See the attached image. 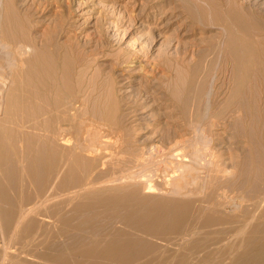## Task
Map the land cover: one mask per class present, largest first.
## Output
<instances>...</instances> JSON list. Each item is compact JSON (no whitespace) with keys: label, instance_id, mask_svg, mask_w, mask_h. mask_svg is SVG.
I'll return each instance as SVG.
<instances>
[{"label":"rangeland","instance_id":"rangeland-1","mask_svg":"<svg viewBox=\"0 0 264 264\" xmlns=\"http://www.w3.org/2000/svg\"><path fill=\"white\" fill-rule=\"evenodd\" d=\"M238 1L243 6H239ZM80 123L81 126H84L83 128H81ZM85 124L90 127L97 125L99 132L104 135L103 141L109 138L108 144H103L106 147L100 148L99 152L105 157L104 159L99 160L93 156H88L87 152L75 150L78 141L76 139H80L81 135L83 137L79 140L80 142L81 140H89V135L86 134L88 127ZM0 127V139H2L0 140V165L2 166V168L0 166V177L2 178H0V190H2L0 202L3 204L7 202L5 206L8 204L6 206V210L9 212H7L8 216L11 214L8 218L4 212V205L0 203L2 205L0 214L3 209V213H5L4 217L2 215L4 221L0 216L2 219L0 222V241L5 240L4 243L0 242V252L5 253V246L7 242L9 244L7 245L9 247L5 253L6 256L0 253V264H9V262L14 264L15 256L19 255L20 250L24 252L22 254L23 259L27 255V258H33L32 253L42 256L47 241L51 239L64 241L65 239L60 230L68 227L59 223L56 219L59 212L51 211V205L47 204L45 196L46 186L48 188L49 185L45 183L48 181L47 168L38 163V171L42 175H36L32 165L30 166L32 155L43 153L54 144L58 149L60 164L67 160V157L69 165L73 162L76 163L75 159L79 155L82 156L80 164L77 163L74 166L78 172L74 170L65 177L67 186L64 194H67L64 198L66 197L68 204L66 203L62 214H66V217L73 216L74 222H78L77 220L87 222H84L85 231L83 229V232L77 230L78 233L82 232L84 238H89L91 232V235H95L93 237L95 239L98 230H100L98 235L101 236L97 235V238H102L103 234V238L104 236L107 237L105 233L112 236L120 230L127 231L128 234L132 233L142 240L146 238L155 244V250L159 247L163 249L157 250L161 254L153 250L145 255V257L149 256L146 259L151 257L150 260L154 261V264H180L181 262H178L180 256L186 255L189 249H192L188 248L191 246L195 249L191 250L192 252L189 251V256H182L184 260L181 257V264L186 262L190 264L193 261L189 259L190 257L195 261L192 264H202V262L214 264L220 258L222 259L216 264H221V261L222 264H235L237 261V264H259L261 262L262 259L254 261L255 258L252 256L250 259L251 256L248 255L264 247L262 246V244L264 245V215H261L264 214V200H262L264 199V0H0ZM75 128L79 130L77 133ZM110 128H113L114 131ZM115 128L119 132L115 131ZM81 129L83 133H81ZM60 130L64 131L60 132ZM68 130L74 131V133H69V135ZM111 130L114 132L113 134ZM74 134H78L79 138ZM61 135H69L67 139L72 140L66 143ZM111 135L116 138L111 137ZM73 136L76 137L73 138ZM114 139L115 141L117 139L118 142H115ZM3 140H6L8 144L4 143ZM119 143L124 144L123 148ZM112 144L119 146L118 148L121 150L118 148V151L115 150L116 146ZM6 145H9V148ZM10 145L12 146L10 147ZM111 147L115 149L112 150ZM107 149L110 150V153H106ZM138 150L141 151L140 154ZM112 151L118 154L112 155ZM132 154H138V158ZM108 157L109 159L113 158L112 162L115 159L116 164L115 162L112 163ZM143 157L144 159H142ZM153 157L154 163H151ZM157 158L159 159L157 160ZM94 159L95 167H100L101 171L97 185H94L96 188L93 187L102 190V196L107 199L113 196L124 198L125 208L117 207L114 204L116 200L113 199L109 202H99L98 206L88 210H79L80 212L73 210L75 204H71L72 198L76 200L80 198L82 200L76 202L83 203L88 201L83 196L91 195L89 192L92 191L89 190L91 186L79 185V181L82 182L81 179L85 181L87 162ZM133 159H139L136 160L138 164ZM142 160L148 163L143 162L142 164ZM103 161L105 166H108L106 169H103L105 168L104 165L102 167ZM155 161H158V164ZM163 162L167 163L168 166ZM185 162L187 163L185 164ZM146 165L149 169H146ZM151 165L156 167L160 174L152 173L154 168ZM115 166L116 168H114ZM136 167L137 170L144 168L147 172L153 169L148 172L150 175H147L145 180V175L148 173L144 174L142 169L140 173L139 171L137 174L135 173L138 177L135 174L132 177L133 174L131 175V173L132 171L133 173L136 172ZM159 167L163 172L159 170ZM3 168L5 170L6 168L7 170L14 168L15 170L10 175L9 171L6 173ZM163 168L169 172H164L165 169ZM178 168L179 170L184 168V170H180V172L177 170ZM189 169L195 172L190 173ZM176 172L177 174H175ZM183 173L185 174L183 175ZM140 174L142 176L144 174L143 180L139 176ZM153 174L154 176L157 175V178H154ZM115 175L119 177V180L116 179L117 176ZM174 175H178L176 176L178 178L180 176L186 177L185 181L181 177L183 180L181 181L186 185V188L187 185L188 187L190 185L189 189L193 188L191 185L194 186V190L191 189V192H195L197 187L205 188L203 189L204 192L200 189L204 195L200 193L199 189L196 190L199 191L198 193L195 192L196 197L199 196L197 199L206 196L205 194H208L211 189H218L219 191H216L213 198L217 203L222 201L223 205L220 204L221 206L217 207L213 206L215 204L206 202L201 204L194 202L186 205L182 209L184 219L181 225L168 230L161 235L162 238H154L126 226L121 217L124 212L130 211V208L131 210L147 212L163 205L166 199L184 200L188 198L189 200L191 197L192 199L195 198L193 192L189 196L190 190L187 194L188 188L184 190L185 186L178 187L181 183L180 178L177 183L179 185L176 186L177 181L175 182V180L177 178ZM242 176L245 177L242 178ZM11 177H15V180ZM127 178L133 181L131 182ZM131 178H135V180ZM169 178H173L171 181L175 182L176 185ZM72 179L77 182H72ZM105 179L109 182H105ZM125 179L129 182L124 181ZM153 179L155 180L153 181ZM202 179L203 181H201ZM60 181H62L61 178L56 179L57 184ZM148 181L151 185L156 184L158 187L153 186L149 189L151 185ZM17 182L19 185L16 184ZM111 182L115 185H112ZM213 182H216V185ZM146 183L149 186L145 185ZM171 184L175 185V190L173 189L174 186L170 188ZM8 186L10 190L7 188ZM97 186L99 187L97 188ZM83 189L84 191H82ZM73 191H76L77 197ZM216 195L217 197H215ZM68 197H71V202ZM248 197L249 199H247ZM57 199H60L59 194ZM40 201L42 205L39 204ZM13 202H15L16 208H14ZM244 202L247 204L245 205ZM239 204L240 207L237 206ZM258 204L259 207L256 208ZM210 205L212 206L210 207ZM31 206L32 208L35 206L33 210L37 209L33 212ZM20 207L24 208L20 210ZM23 209L25 210L23 211ZM212 209L216 211L212 212ZM106 210L107 212L101 215ZM113 210L115 211L113 212ZM27 211L29 212L25 214ZM31 211L32 213H30ZM42 212L46 214L45 218L41 214ZM81 212H88L89 215L88 213L82 215ZM34 213L37 215L34 216ZM26 215L34 218L30 219L25 217ZM97 215L102 217L98 216L97 218ZM109 215L110 218L108 219ZM89 217H93L96 221L92 219L89 223V220L86 219ZM49 218L54 221L51 220L49 223ZM99 218L101 221L98 220ZM25 219L31 221L27 223ZM33 219L35 223L39 221L36 224L35 232L30 235L26 233L27 236H25L22 232L24 227L21 226L23 224L26 226L27 224H35ZM197 219L199 221L196 222ZM18 220H23V222L20 221L22 224H19ZM218 220L221 223H217ZM242 221L244 223L241 226ZM42 222H47V224ZM194 222L197 224H193ZM76 224L74 223V225ZM90 224H94L95 227ZM219 224H223V227L221 225L220 228ZM51 225L53 226L52 229ZM15 226H20V228L15 230ZM185 227L188 228V231ZM57 230H59V234L56 233ZM16 231H21L22 236L19 232L17 235ZM77 231L74 232L77 234ZM92 231L96 234L94 232L92 234ZM249 231L250 233H248ZM257 231H260V237H258ZM42 232L44 233L40 234ZM74 232L70 231L66 237L72 236ZM189 232L192 233H190L191 238ZM76 234L74 235L79 237L80 234ZM16 239L22 244L17 243ZM12 241L17 242L14 245ZM29 241L31 248H29L30 245H27ZM24 243L27 244L24 245ZM256 244L261 246H256ZM34 245L36 246L34 247ZM33 247L36 249L34 250ZM30 249L36 253L32 250L30 252ZM197 252L201 256L200 258H198ZM154 253L159 254V256ZM8 255H10L9 261L7 260ZM154 255L155 257H152ZM204 255L208 262L204 259ZM195 256L201 259V263ZM4 257H6L5 260ZM208 257L211 259L208 260ZM33 259L42 260L35 257ZM165 259L168 260L165 262ZM174 260L177 261L174 263ZM244 260L245 262H243ZM2 261L3 263H1ZM158 261L160 262L158 263Z\"/></svg>","mask_w":264,"mask_h":264},{"label":"bare ground","instance_id":"bare-ground-1","mask_svg":"<svg viewBox=\"0 0 264 264\" xmlns=\"http://www.w3.org/2000/svg\"><path fill=\"white\" fill-rule=\"evenodd\" d=\"M165 1H168V0H165ZM170 1V0H169ZM141 3H143V2H141ZM172 3V2H171ZM238 3V5L239 6H243L242 4H239V1L237 2ZM227 10H229L228 8H227ZM227 21V20H226ZM234 27V26H233ZM227 29V28H226ZM236 29V28H235ZM238 30V29H237ZM18 48H19V46H18ZM26 49V48H25ZM27 50V49H26ZM26 50H24L25 52H26ZM19 51H20V49H19ZM24 54V53H23ZM20 55V54H19ZM21 55H22V53H21ZM231 59V58H230ZM230 62V61H229ZM232 62V61H231ZM232 65V64H231ZM250 92V91H249ZM254 92V91H253ZM124 103V102H123ZM126 106V105H125ZM134 108V107H133ZM125 109V108H124ZM132 110V109H131ZM134 111H136V110H134ZM126 112V111H125ZM130 113V112H129ZM124 114V113H123ZM133 114V113H132ZM74 119H76V117H74ZM87 121V120H86ZM80 122V121H79ZM79 122H77V123H79ZM91 122V121H90ZM84 123V122H83ZM71 125V124H70ZM86 125V124H85ZM91 126H92V124H90ZM58 126V125H57ZM72 126V125H71ZM78 126H79V124H78ZM80 126H81V123H80ZM87 126V125H86ZM97 125H93V127H90V126H87L88 128V131H87V135H89V140L87 139V140H85V141H83V140H81V142L83 141V143H81L79 140L80 139H82L81 137H83L82 135H81V133H83L82 132V129H81V133H79L81 136H80V139H76V141L78 142H76V141H74V142H76V151L78 150V151H83V152H87L88 153V156H93L94 158H96V159H99V160H101L102 158L104 159L105 157L102 155V154H100L99 152H100V148H102V147H106L105 145L103 146V144L105 143V144H108L107 143V140L109 139L108 137V139H105V141H103L102 140V138L104 137V135H102L100 132H99V130H98V128L96 127ZM84 126L82 125L81 126V128H83ZM59 129H60V127H58ZM79 128V127H78ZM78 128H77V130H76V128L74 129V130H76V133L80 130V128H79V130H78ZM86 128V127H85ZM84 128V129H85ZM90 128V129H89ZM102 128V127H101ZM117 128V127H116ZM115 128V131L117 130ZM0 129H1V127H0ZM63 129H65V128H63ZM67 129V128H66ZM87 129H85V130H87ZM100 129V128H99ZM107 129V128H106ZM106 129H104V130H106ZM109 129V128H108ZM110 129H113V128H110ZM73 130V129H72ZM85 130H83V131H85ZM102 130H103V128H102ZM64 131V130H63ZM63 131H61L60 130V132H63ZM93 133H92V132ZM110 131V130H109ZM113 131H114V129H113ZM112 130H111V132H112V134L114 133ZM52 132H54V131H52ZM67 132V131H66ZM106 132V131H105ZM110 132V133H111ZM117 132H119L118 130H117ZM116 132V133H117ZM55 133V132H54ZM57 133V132H56ZM73 134L74 133V131L73 132H71V131H69L68 130V134ZM85 133V132H84ZM65 134H67V133H65ZM69 134V135H70ZM85 134V135H86ZM1 135V134H0ZM11 135V134H10ZM69 135H64L65 137H66V139H65V137L64 136H62V138H64V140H65V142L67 143V141L68 142H70L71 140H69V139H67L68 137L67 136H69ZM74 135H76V134H74ZM84 135V136H85ZM118 135H120L119 133H118ZM78 138H79V135L77 134L76 135ZM76 136H73V138L74 137H76ZM108 136V135H107ZM110 136V135H109ZM7 137V136H6ZM8 137H9V135H8ZM56 137H57V135H56ZM71 137V136H70ZM88 137V136H87ZM111 137H113L112 135H111ZM110 137V138H111ZM118 137V136H117ZM121 137H123L122 135H121ZM57 138H59V137H57ZM61 138V139H62ZM72 138V137H71ZM113 138H116L115 136L113 137ZM7 139V138H6ZM52 139H54V138H52ZM60 139V140H61ZM85 139V138H84ZM112 139V138H111ZM119 139V138H118ZM123 139V138H122ZM0 140H2V139H0ZM58 140V139H57ZM102 140V141H101ZM133 140V139H132ZM4 141V140H3ZM54 141H56V139H54ZM62 141H63V139H62ZM62 141H61V143H62ZM114 141H115V139H114ZM116 141H117V139H116ZM115 141V142H116ZM120 141H122V142H124L123 140H120ZM119 141V142H120ZM6 142V140L4 141V143ZM52 142V141H51ZM51 142H50V144H51ZM58 142V141H57ZM74 142H71L72 144L74 143ZM111 142V141H110ZM118 142V141H117ZM121 142V143H122ZM3 143V142H2ZM7 143V142H6ZM47 143H49V142H47ZM54 143V142H53ZM59 143V142H58ZM65 143V144H66ZM70 143V144H71ZM121 143H119L120 145H121ZM135 143V142H134ZM133 143V144H134ZM8 144V143H7ZM14 144H15V142H14ZM13 144V145H14ZM62 144H64V142L62 143ZM111 144V143H110ZM115 144V143H114ZM114 144H112V145H114ZM117 144V143H116ZM5 145V144H4ZM59 145V144H58ZM67 145H69V144H67ZM124 145V144H123ZM123 145H121V148H123L122 146ZM7 146V145H6ZM12 145H10V147H11ZM33 146V145H32ZM36 146V145H35ZM43 146V145H42ZM73 146V145H72ZM110 146V145H109ZM114 146H116V145H114ZM113 146V147H114ZM113 147H111L110 149H112V150H114L115 148V150H117L118 151V147L119 146H116L114 149H113ZM5 148V147H4ZM7 148H9V145L7 146ZM6 148V149H7ZM67 148H69V147H67ZM108 148V147H107ZM118 148V149H117ZM14 149V148H13ZM34 149H35V147H34ZM45 149V148H44ZM74 149V148H73ZM158 149V148H157ZM29 150V149H28ZM61 150V149H60ZM71 150V149H70ZM119 150H121V149H119ZM142 151H143V149H141ZM62 151H63V149H62ZM68 151H69V149H68ZM74 151V150H73ZM109 151V152H108ZM129 151V150H128ZM139 151V150H138ZM154 151V150H153ZM156 151V150H155ZM64 152V151H63ZM62 152V154H64ZM105 152H106V150H105ZM113 152V153H112ZM111 153H112V155L113 154H118V153H115L114 151H112ZM122 152V151H121ZM140 152L141 151H139V154H140ZM3 153V152H2ZM6 153H7V151H6ZM28 153H29V151H28ZM87 153H85V154H87ZM106 153H110V150H108L107 149V152ZM119 153H120V151H119ZM133 153V152H132ZM153 153V152H152ZM22 154V153H21ZM73 154V153H72ZM121 154V153H120ZM142 154H143V152H142ZM203 154V153H202ZM13 155V154H12ZM98 155V156H97ZM108 155H110V154H108ZM115 155V156H116ZM121 155H123V154H121ZM130 155H131V151H130ZM129 155V156H130ZM132 155H136V154H132ZM155 155V154H154ZM16 156H18L17 154H16ZM68 156V155H67ZM138 156V154L136 155V158H138L137 157ZM163 157H164V155H162ZM166 156V155H165ZM209 156V155H208ZM212 156V155H211ZM5 157V156H4ZM65 157V156H64ZM116 157H118V156H116ZM148 157V156H147ZM160 157V156H159ZM8 158H10V157H8ZM89 158V157H88ZM91 158V157H90ZM119 158H120V156H119ZM118 158V159H119ZM126 158V157H125ZM129 158V157H128ZM131 158V157H130ZM156 158V157H155ZM161 158V157H160ZM187 158V157H186ZM192 158H193V156H192ZM216 158V157H215ZM12 159H13V157H12ZM25 159V158H24ZM70 159V158H69ZM107 159V158H106ZM108 159H109V157H108ZM117 159V158H116ZM124 159V158H123ZM142 159H144V157L142 158ZM150 159H152V158H150ZM159 158H157V160H158ZM162 159V158H161ZM173 159V158H172ZM189 159V158H188ZM3 160H4V158H3ZM9 160H11V159H9ZM71 160V159H70ZM69 160V161H70ZM81 160H82V156H78L76 159H75V162L76 163H71L70 165H69V162H68V157H67V160H65L62 164H60L59 163V158H58V149H57V146H55V144H54V146H50V147H48V149H46L45 150V152H43V153H35V155H32L31 156V163H30V166L32 165V167H33V171L35 172V174L36 175H38V174H41V173H39V171H38V163H40V164H42L43 166H44V168H47L46 170H47V179H48V181L47 182H45V183H47V184H49L48 185V188H47V186H46V190L47 191H45L46 192V195H45V193H44V195L46 196V200H47V204L50 206L51 205V209H50V207L48 206V208L51 210V211H53V212H59V215L57 216V218L56 219H58V221H59V223L60 224H62L63 226L65 225V227H68V228H64V229H62V230H60L61 232L60 233H62L63 234V236L65 237V239H64V241H57V240H54V239H51V240H49V241H47V243H46V246H45V252L43 253V255L42 256H39V255H35L34 253H32V255L35 257V258H37V259H42V260H38V261H36V260H34L32 257L30 258H27L28 257V255H27V257H25L24 259H23V257H22V254L24 253L22 250H20V253H18L19 255H17V256H15V263L14 264H154L153 262L154 261H152V260H150L151 259V257H150V259H146V258H148L149 256H147V257H145V255H147L148 253H150V252H152L153 250H155V244L154 243H152L151 241H148V240H146V238H144L143 240H145V241H143L140 237L139 238H137V237H135V235H133L132 233H130V234H128V232L127 231H118V232H115L114 230H112V231H114L113 233H114V235L112 234V236H111V234H108V233H105V234H107V237H105L104 236V238H103V235H102V238H99L100 236L98 235V233L100 232V230H98L99 232L96 234L94 231H92V234H93V232L96 234V238L94 239L93 237L95 236V235H91V232H90V237L88 238V237H86V238H84V235L82 234V232H83V230H84V228H85V225H84V222L85 223H87L86 221H80L79 222V220H77L78 222H74V219L72 218V217H66L65 215L66 214H62L63 212H64V208H65V206H66V203L68 202V201H66V197L64 198V196L67 194H64L65 193V188H66V186H67V184H66V179H65V177L66 176H69V175H67L69 172H73L74 170H76L75 169V165L77 164V163H79V162H81ZM110 161L111 160H113V158L111 159H109ZM108 160V161H109ZM137 160V159H136ZM135 159H133V161H136ZM139 160V159H138ZM137 160V161H138ZM146 160V159H145ZM153 162L151 161V163H154V157H153ZM194 160V159H193ZM7 161V160H6ZM104 161H106V160H104ZM104 161H103V163H102V167H103V165H104V167L105 168H103V169H106V167H108V166H105V164H104ZM110 161H109V163H110ZM137 161H136V163H137ZM147 161V160H146ZM146 161H141L142 162V164H143V162H145L146 163ZM150 161V160H149ZM165 161V160H164ZM170 161V160H169ZM176 161V160H175ZM191 161V160H190ZM2 162V161H1ZM4 162V161H3ZM2 162V163H3ZM17 162V161H16ZM45 162V163H44ZM107 162V161H106ZM112 162V161H111ZM113 162H115V164H116V161H115V159H114V161ZM112 162V163H113ZM167 162V161H166ZM171 162V161H170ZM212 162V161H211ZM136 163H133V164H136ZM144 163V164H145ZM148 163V162H147ZM146 163V164H147ZM155 163H157L158 164V161L156 162L155 161ZM159 163H160V160H159ZM172 163V162H171ZM182 163H184V162H182ZM182 163H180V164H182ZM187 162H185V164H186ZM215 163V162H214ZM8 164V163H7ZM24 164V163H23ZM80 164V163H79ZM111 164V163H110ZM132 164V165H133ZM138 164V163H137ZM140 164V163H139ZM163 164H165L164 162H163ZM162 164V165H163ZM173 164V163H172ZM4 165V164H3ZM18 165V164H17ZM25 165V164H24ZM106 165H108L107 163H106ZM161 165V164H160ZM161 165V166H162ZM166 166H168V164L166 163L165 164ZM188 165V164H187ZM192 165V164H191ZM1 166V165H0ZM111 166V165H110ZM137 166V165H136ZM147 166L148 165H146V169H149V168H147ZM152 166V165H151ZM154 166H156V164H154ZM157 166H159V165H157ZM160 166V167H161ZM176 166V165H175ZM190 166V165H189ZM215 166V165H214ZM7 167V166H6ZM15 167H17V166H15ZM26 167V166H25ZM25 167H24V169H25ZM42 167V166H41ZM138 167V166H137ZM137 167H136V172L134 171V173H133V171H132V173H131V175H132V177L133 176H135L136 174H137V172L139 171V173H140V170L142 169L143 170V173L144 174H146V173H148V172H150L152 169H150L148 172L147 171H145L144 170V168H141L140 170L138 169L137 170ZM140 167H142V166H140ZM150 167V166H149ZM159 167V168H160ZM171 167V166H170ZM183 167V166H182ZM218 167V166H217ZM220 167V166H219ZM1 168H2V166H1ZM8 168V167H7ZM7 168H6V173H7V171H9V174L10 175H12V173L14 172V168H9L10 170H7ZM78 169H79V167H77ZM84 168V167H83ZM100 168V167H99ZM98 168V166H96L95 167V159L94 160H89L88 162H87V167H86V178H85V181L83 180V179H81V181L82 182H80L79 181V185H87V186H91L90 188H89V190H92V191H89V192H91V195H86V196H83L84 198H86L87 200H85L84 198H83V200H85V201H87V202H83V203H77L76 201H81L80 200V198L78 199V200H76V199H74V198H72V200H73V202H76V203H71L72 205L73 204H75L74 206H73V210L74 211H81V210H83V209H89V208H95L96 206H98V204H99V202H109V201H111V200H113V199H115L116 200V202L114 203L115 205H117V207H120V208H125V204H124V198H121V197H118V196H113V197H111L110 199H107V198H105L104 196H102V190H99V189H95L96 188V186H94L95 184L97 185V181H98V178L100 177V169ZM113 168V167H112ZM114 168H116V166L114 167ZM158 168V169H159ZM167 169H169V167H166ZM172 168V167H171ZM181 168V167H180ZM185 168V167H184ZM184 168L183 169H180V170H184ZM197 168V167H196ZM211 168V167H210ZM216 168V167H215ZM2 169V170H3ZM18 169V168H17ZM16 169V171L18 172V170ZM27 169V168H26ZM30 169H32V168H30ZM102 169V170H103ZM109 169V168H108ZM157 168L155 167L154 168V170L152 171V173H155V174H157L158 172H157V170H156ZM163 169H165V168H163ZM176 169V168H175ZM187 169V168H186ZM198 169V168H197ZM3 170V171H4ZM80 170V169H79ZM156 170V171H155ZM159 170H162L161 168L159 169ZM158 170V171H159ZM177 170H179V168L177 169ZM179 170V171H180ZM188 170V169H187ZM190 170V169H189ZM211 170V169H210ZM41 171H43V170H41ZM77 171V170H76ZM106 171V170H105ZM108 171V170H107ZM110 171V170H109ZM121 171H123V170H121ZM127 171V170H126ZM155 171V172H154ZM165 171H168L169 172V170H164V172ZM171 171V170H170ZM20 172V171H19ZM78 172V171H77ZM111 172V171H110ZM120 172V171H119ZM142 172V171H141ZM160 172V171H159ZM162 172H163V170H162ZM172 172V171H171ZM171 172L170 173H168V177H169V174H171ZM181 172V171H180ZM185 172V171H184ZM190 173H193V172H195V171H193L192 172V170H190L189 171ZM188 172V173H189ZM203 172V171H202ZM104 173V172H103ZM129 173V172H128ZM126 174V175H128L129 177H131L129 174ZM136 173V174H135ZM138 173V174H139ZM186 173V172H185ZM185 173H183V175L185 174ZM190 173H189V175H190ZM198 173V172H197ZM3 174V173H2ZM19 174V173H18ZM54 174H55V176H54ZM80 174V173H79ZM106 174H108L107 172H106ZM116 174V173H115ZM120 174V173H119ZM135 174V175H134ZM144 174H143V176L140 174L139 176H141V178L142 177H144ZM158 174H160V173H158ZM175 174H177V172L175 173ZM179 174H181V173H179ZM5 175V174H4ZM22 175V174H21ZM20 175V176H21ZM42 175V174H41ZM40 175V176H41ZM83 175V174H82ZM124 175V174H123ZM126 175H124V176H126ZM147 175H150L149 173L148 174H146L145 175V180H146V178L148 177ZM162 175V174H161ZM160 175V176H161ZM164 175H165V173H164ZM167 175V174H166ZM3 176V175H2ZM7 176H8V174H7ZM18 176V175H17ZM110 176H111V174H110ZM115 176H117V175H115ZM127 176V177H128ZM137 176V175H136ZM147 176V177H146ZM153 176H154V174H153ZM157 176V175H156ZM156 176H154V178L156 177ZM175 176V175H174ZM173 176V177H174ZM176 176H178V175H176ZM175 176V177H176ZM195 176V175H194ZM198 176V175H197ZM6 177V176H5ZM16 177V176H15ZM14 177V178H15ZM32 177V176H31ZM42 177V176H41ZM74 177H76V176H74ZM114 177V176H113ZM121 177V176H120ZM138 177V176H137ZM137 177H136V179H137ZM167 177V176H166ZM171 177V176H170ZM181 177H182V179H184V181H185V178H184V176H180L179 178H180V181L182 180L181 179ZM245 177V176H244ZM243 176H242V178H244ZM251 177V176H250ZM254 177V176H253ZM1 178V177H0ZM8 178V177H7ZM12 178V177H11ZM14 178H12V179H14ZM18 178V177H17ZM21 178V177H20ZM59 179V178H61L62 179V181H60V183L59 184H57L56 183V179ZM119 177L117 176V180H119L118 179ZM123 178H126V177H123ZM150 178L152 179V176H150ZM157 178V177H156ZM159 178V177H158ZM177 178V180H175V182H176V184L178 183V177H176ZM176 178H174V179H176ZM195 178V177H194ZM199 178V177H198ZM255 178V177H254ZM2 179V178H1ZM128 179V178H127ZM127 179H125L124 181H127ZM131 179H134L135 180V178H131ZM160 179V178H159ZM162 179V178H161ZM170 179V178H169ZM168 179V180H169ZM173 179V178H172ZM172 179H170V181L172 180ZM217 179V178H216ZM5 180V179H4ZM15 180V179H14ZM32 180V179H31ZM38 180V179H37ZM115 180V179H114ZM117 180H115V181H117ZM129 180V179H128ZM141 180V179H140ZM142 180H143V178H142ZM148 180V179H147ZM150 180V179H149ZM155 179H153V181H154ZM167 180V179H166ZM187 180V179H186ZM200 180V179H199ZM3 181V180H2ZM1 181V182H2ZM8 181V180H7ZM18 181V180H17ZM74 181H76V180H73L72 179V182H74ZM113 181V180H112ZM115 181H114V183H115ZM121 181V180H120ZM119 181V183H121ZM129 181H131V180H129ZM129 181H127V183L129 182ZM133 181V180H132ZM131 181V182H132ZM137 181V180H136ZM151 181V180H150ZM152 181V182H153ZM157 181V180H156ZM170 181H167V182H170ZM174 181V180H173ZM179 181V182H180ZM183 181V180H182ZM181 181V183H183ZM201 181H203V179L201 180ZM211 181V180H210ZM250 181H251V179H250ZM14 181L12 180V183H13ZM43 182V181H42ZM49 182V183H48ZM68 182V181H67ZM77 182V181H76ZM76 182H74V183H76ZM104 182V181H103ZM105 182H107L106 181V179H105ZM109 182V181H108ZM107 182V183H108ZM138 182H139V179H138ZM149 182V181H148ZM151 182V183H152ZM158 182V181H157ZM166 182V181H165ZM164 182V183H165ZM172 182V181H171ZM170 182V183H171ZM175 182H172L173 184H175ZM186 182H188V180L186 181ZM193 182V181H192ZM197 182H199V181H197ZM196 182V183H197ZM247 182V181H246ZM255 182V181H254ZM113 183V184H114ZM125 183V182H124ZM136 183V182H135ZM156 183V182H155ZM180 183V186H178L179 184H175L176 186H178V187H181V185H183V186H185V189L184 190H186L187 188V190H186V192H187V194L189 193V192H191V189H193L194 188V186H192L191 185V187H193V188H190L189 189V187H190V185H189V187H188V185H187V188H186V185H184V183L183 184H181ZM190 183V182H189ZM189 183H187V184H189ZM199 183H203V182H199ZM215 183V185H216V182H213V184ZM2 184V183H1ZM9 185H10V182L8 183ZM16 184H18L19 185V183L17 182ZM24 184V183H23ZM44 184V183H43ZM70 184H71V182H70ZM104 185H105V183H103ZM111 184H112V182H111ZM112 184V185H113ZM118 184V183H117ZM131 184V183H130ZM134 184V183H133ZM143 184V183H142ZM141 184V185H142ZM149 184H150V182H149ZM149 184H145V185H147V186H149ZM162 184V183H161ZM167 184V183H166ZM173 184H171L170 185V188H171V186L173 187L174 186V190H175V185H173ZM186 184V183H185ZM206 184H208V183H206ZM210 184V183H209ZM218 184V183H217ZM249 184V183H248ZM252 184V183H251ZM99 185V184H98ZM115 185V184H114ZM151 185V184H150ZM194 185H196V186H199V185H197V184H194ZM212 185V184H211ZM242 185V184H241ZM74 186V185H73ZM95 188H94V187ZM100 186V185H99ZM99 186H97V188L99 187ZM107 186H109L108 184H107ZM107 186H104V187H107ZM121 186V185H120ZM125 186V185H124ZM144 186V185H143ZM158 187V185L156 186V184H154V185H151V186H149V189H151L152 187ZM166 186H168V185H166ZM183 186H182V188H183ZM195 186V187H196ZM201 186V185H200ZM204 186V185H203ZM250 186V185H249ZM251 186H253V185H251ZM255 186V185H254ZM5 187V186H4ZM17 187V186H16ZM15 187V188H16ZM77 187V186H76ZM85 187V186H84ZM100 187H103V186H100ZM116 187V186H115ZM163 187V186H162ZM177 187V188H178ZM206 187V186H205ZM208 187V186H207ZM206 187V188H207ZM211 187V186H210ZM213 187V186H212ZM215 188H216V186H214ZM217 187H219V186H217ZM241 187V186H240ZM8 189H9V186L7 187ZM14 188V187H13ZM68 188V187H67ZM88 188V187H87ZM147 188V187H146ZM145 188V189H146ZM169 188V187H168ZM203 188V187H202ZM234 188V187H233ZM22 189V188H21ZM80 189V188H79ZM148 189V188H147ZM166 189V188H165ZM197 189H199V191H200V193H202L203 194V192H204V190L203 189H205V188H203V189H201V187L199 188V187H197ZM196 189V190H197ZM203 191H201V190ZM211 189V188H210ZM225 189V188H224ZM251 189H252V187H251ZM254 189V188H253ZM255 189H256V187H255ZM10 190V189H9ZM9 190H8V192H9ZM15 190V189H14ZM45 190V189H44ZM67 190V189H66ZM85 190H86V188H85ZM167 190V189H166ZM177 190V189H176ZM190 190V191H189ZM194 190V189H193ZM195 190V192H199V191H196ZM240 190V189H239ZM71 191V190H70ZM77 191V190H76ZM76 191H73L74 192V195H76ZM81 191V190H80ZM82 191H84V189L82 190ZM181 191H183V190H181ZM189 191V192H188ZM207 192H208V190H206ZM216 191H219L218 189H211V191L208 193V194H205L206 196H204V197H200L199 199H197L198 197H196V193L194 192V191H192L193 193H194V195H195V198H193L192 199V197H191V199L189 198V200H188V198H186V199H184V200H177V199H175V200H173V198L172 199H166V200H164V203H163V205H160L158 208H155L154 210H148L147 212H144V211H142V210H131V208H130V211H127L126 213L124 212L123 213V216L121 217L122 219V221H123V223L126 225V226H128L129 228H134V229H136L137 231H139V232H141V233H144L145 235H148V236H153L154 238H156V237H158V238H160L161 237V235H163L164 233H166L168 230H172L173 228H175L176 226H178L179 224L181 225V222L183 221V212H182V209L186 206V205H189V204H193L194 202H198V203H203V202H206V203H210V204H215V205H213V206H217V207H220L221 205L220 204H222L223 205V203H222V201H218L219 203H217L216 201H215V199L213 198V195H215L216 194ZM224 191V190H223ZM222 191V192H223ZM227 191V190H226ZM225 191V192H226ZM231 191V190H230ZM0 192L2 193V190H0ZM14 192V191H13ZM22 192H23V190H22ZM172 192H174V191H172ZM186 192H185V194H186ZM192 192L191 193H189V196H191L192 195ZM207 192H205V193H207ZM228 192V191H227ZM247 192V191H246ZM87 193V192H86ZM177 193V192H176ZM179 193V192H178ZM219 193H221V192H219ZM229 193V192H228ZM231 193V192H230ZM4 194V193H3ZM19 194V193H18ZM59 194V198L60 199H57V195ZM69 194V193H68ZM72 194V193H71ZM82 194V193H81ZM184 194V195H185ZM226 194V193H225ZM238 194V193H237ZM246 194V193H245ZM249 194H251V193H249ZM2 195V194H1ZM6 195V194H5ZM20 195H21V192H20ZM144 195V194H143ZM204 195V194H203ZM217 195H218V193H217ZM217 195L215 196V197H217ZM228 195V194H227ZM264 195V194H263ZM7 196V195H6ZM23 196V195H22ZM45 196H43L44 197V199H45ZM68 196H70V194L68 195ZM78 196V194L76 195V197ZM146 196H148V195H146ZM241 196V195H240ZM248 196H251V195H248ZM1 197V196H0ZM4 197V196H3ZM36 197V196H35ZM80 197V196H79ZM149 197V196H148ZM220 197V196H219ZM219 197H218V199H219ZM221 197H223V196H221ZM246 197V196H245ZM258 197V196H257ZM6 198V197H5ZM20 199H21V197H19ZM68 198H70V202H71V197H68ZM238 198V197H237ZM244 198V197H243ZM253 198V197H252ZM260 198V197H259ZM25 199V198H24ZM23 199V200H24ZM37 200H38V198H36ZM147 199V198H146ZM156 199V198H155ZM180 199V198H179ZM183 199V198H182ZM240 199V198H239ZM247 199H249V197L247 198ZM247 199H245V200H247ZM10 200V199H9ZM34 200V199H33ZM36 200V201H37ZM42 200H43V198H42ZM41 200V201H42ZM69 200V199H68ZM153 200V199H152ZM231 200V199H230ZM262 200H264V199H262ZM7 201V200H6ZM41 201H40V203L39 204H41L42 205V203H41ZM136 201V200H135ZM134 201V202H135ZM226 201H227V199H226ZM236 201H238V202H240L239 200H236ZM242 201V200H241ZM244 201V200H243ZM260 201V200H259ZM4 202V201H3ZM31 202V201H30ZM228 202V201H227ZM263 202V201H262ZM0 203H2V202H0ZM7 203V202H6ZM6 203H2L3 205H4V207H5V210H4V212H6V214H7V217L9 218L10 216H11V214H10V216H8V211L6 210V206L8 205H6L5 206V204ZM14 204H13V206L14 205H16L15 204V202H13ZM23 203V202H22ZM33 203H35L34 201H33ZM43 203H46V202H43ZM150 203V202H149ZM226 203V202H225ZM224 203V204H225ZM229 203V202H228ZM228 203H227V205H228ZM243 203V202H242ZM21 204V203H20ZM68 204V203H67ZM70 204V203H69ZM128 204V203H127ZM236 204H238V203H236ZM244 204H245V202H244ZM247 204V203H246ZM245 204V205H246ZM1 205V204H0ZM35 205V204H34ZM40 205V206H41ZM46 205V204H45ZM71 205V206H72ZM132 205V204H131ZM130 205V206H131ZM147 205H149V204H147ZM206 205V204H205ZM208 205V204H207ZM230 205V204H229ZM232 205H233V203H232ZM244 205V206H245ZM21 206H23L22 204H21ZM36 206H37V204H36ZM109 206V205H108ZM138 206V205H137ZM212 205H210V207H211ZM226 206V205H225ZM231 206V205H230ZM238 207H240V204L239 205H237ZM0 207H2V205L0 206ZM25 207V206H24ZM24 207H20L19 209L21 210V208H24ZM30 207V206H29ZM35 206H33V208H34ZM117 207H115V208H117ZM136 207V206H135ZM209 207V206H208ZM207 207V208H208ZM234 207L236 208V205H235V202H234ZM242 207V206H241ZM252 207H255V206H252ZM257 207H259V204H258V206L256 205V208ZM261 207V206H260ZM14 208H16L15 206H14ZM27 208V207H26ZM33 208H32V206H31V210H33ZM42 208H43V206H42ZM45 209H46V207H44ZM47 208V210H49ZM67 208H68V206H67ZM66 208V209H67ZM127 208H128V206H127ZM231 208V207H230ZM35 209H37V208H35ZM34 209V210H35ZM70 209V208H69ZM99 209V208H98ZM97 209V210H98ZM101 209H103V208H101ZM111 209V208H110ZM109 209V210H110ZM129 209V208H128ZM144 209V208H143ZM147 209V208H146ZM195 209V208H194ZM226 209H228V208H226ZM255 209V208H254ZM3 210H2V213H3ZM9 210V209H8ZM19 210V212H21ZM25 209H23V211H24ZM34 210H33V212H34ZM41 210V209H40ZM49 210V211H50ZM94 210V209H93ZM93 210H90L91 212L93 211ZM112 210V209H111ZM115 210H117V209H115ZM115 210H113V212L115 211ZM125 210V209H124ZM206 210V209H205ZM210 210V209H209ZM231 210V209H230ZM232 210H234L233 208H232ZM252 210V209H251ZM30 211V210H29ZM29 211H27L25 214H27ZM44 211H46V210H44ZM79 211V212H80ZM123 211V210H122ZM194 211V210H193ZM192 211V212H193ZM208 211V210H207ZM213 211H216V210H214V209H212V212ZM8 212V213H7ZM36 212V211H35ZM40 212V211H39ZM39 212H38V214H39ZM47 212V211H46ZM71 212H72V210H71ZM89 212V211H88ZM88 212H86V213H88ZM90 212V213H91ZM104 212H107V210L106 211H103V213H101V215H103L104 214ZM109 212H112V211H109ZM204 212V211H203ZM210 212H211V210H210ZM209 212V213H210ZM221 212H222V210H221ZM233 212V211H232ZM0 214V216H1V218H2V215H3V217L5 216L4 214L5 213H3V214ZM14 213H15V210H14ZM30 213H32V211L30 212ZM29 213V214H30ZM37 213V212H36ZM50 213V212H49ZM82 213V215L85 213H83V212H81ZM85 213V214H86ZM244 213H245V211H244ZM21 214V213H20ZM28 214V215H29ZM35 214V213H34ZM41 214H43L44 215V218L46 217V214H44L43 212L41 213ZM68 214V213H67ZM71 214V213H70ZM119 214V213H118ZM125 214V215H124ZM198 214V213H197ZM202 214V213H201ZM204 214V213H203ZM207 214V213H206ZM13 215H15V214H13ZM37 214H35L34 216H36ZM48 215V214H47ZM74 215V214H73ZM76 215H77V213H76ZM81 215V214H80ZM88 215H89V213H88ZM87 215V216H88ZM205 215V214H204ZM208 215V214H207ZM236 215V214H235ZM262 216L264 215L263 213L261 214ZM17 216H18V214H17ZM22 216V215H21ZM24 216V215H23ZM40 216V215H39ZM48 216H51V215H48ZM98 216L99 217H102V216H100V215H97V218H98ZM119 216V215H118ZM251 216V215H250ZM250 216H249V218H250ZM262 216H260L261 218H262ZM15 217V216H14ZM19 217V216H18ZM25 217H28L27 215L25 216ZM24 217V218H25ZM41 217V216H40ZM39 217V218H40ZM80 218H82L81 216H79ZM96 217V216H95ZM108 217V216H107ZM188 217V216H187ZM197 217V216H196ZM203 217H205V216H203ZM240 217V216H239ZM260 217H258V218H260ZM0 218V222H2L1 220L3 219V221H4V218H2L1 219ZM21 218H23V217H21ZM28 218H30V217H28ZM32 218H34V217H31L30 219H32ZM43 218V217H42ZM43 218V219H44ZM110 218V215H109V217H108V219ZM214 218V217H213ZM243 218V217H242ZM5 219H7V218H5ZM13 219V218H12ZM38 219V218H37ZM36 219V220H37ZM41 219V218H40ZM39 219V220H40ZM50 219V218H49ZM86 219H88L89 220V223H91V221H92V219H94L93 217H89V218H86ZM101 218H99L98 220H100ZM120 219V218H119ZM199 219V218H198ZM196 220V222L197 221H199V220ZM24 220V219H23ZM23 220H18L19 221V224L21 223V222H23ZM25 220H27V219H25ZM51 220H53V219H50V221H49V223L51 222ZM95 220V219H94ZM103 220V219H102ZM113 220V219H112ZM190 220V219H189ZM193 220V219H192ZM204 220H205V218H204ZM241 220V219H240ZM240 220H238V221H240ZM246 220V219H245ZM6 221V220H5ZM8 221H9V219H8ZM21 221V222H20ZM31 220H27V223H29ZM54 221V220H53ZM71 221H73L74 223H77L76 225H74V223L73 222H71ZM96 221V220H95ZM101 221V220H100ZM202 221H203V219H202ZM13 222V221H12ZM33 222L35 223V220L33 219ZM56 222V221H55ZM103 222V221H102ZM113 222V221H112ZM116 222V221H115ZM185 222V221H184ZM196 222H194L193 224H195ZM231 222V221H230ZM6 223H7V221H6ZM9 223V222H8ZM10 223H11V221H10ZM9 223V224H10ZM15 223H16V220H15ZM18 223V222H17ZM38 223H39V221H38ZM37 222L35 223V224H27V226L26 225H22L21 227H24V229H23V231L22 232H24V235L27 233V234H32V233H34L35 232V229H36V224H38ZM42 223H46L47 224V222H42ZM53 223V222H52ZM51 223V224H52ZM89 223H88V225H89ZM97 223V222H96ZM217 223H221V221L220 220H218L217 221ZM233 223V222H232ZM235 223V222H234ZM242 223H244L243 221L241 222V226H242ZM1 224V223H0ZM14 224V223H13ZM22 224V223H21ZM99 224V223H98ZM101 224V223H100ZM113 224V223H112ZM120 224V223H119ZM189 224H191V222H189ZM197 224V223H196ZM247 224V223H246ZM15 225V224H14ZM42 225V224H41ZM54 225V224H53ZM55 225L57 226V224L55 223ZM61 225V226H62ZM72 225V226H71ZM90 225H94V224H90ZM124 225V226H125ZM186 225V224H185ZM220 225V224H219ZM222 225V227H223V224H221ZM221 225H220V228H221ZM225 225V224H224ZM230 225H232V224H230ZM239 225V224H238ZM258 225H260V224H258ZM264 225V224H263ZM11 226V225H10ZM39 226V225H38ZM52 226V225H51ZM104 226V225H103ZM107 226V225H106ZM192 226V225H191ZM209 226V225H208ZM218 226V225H217ZM217 226H215L216 228H218ZM234 226H236V225H234ZM12 227V226H11ZM44 227V226H43ZM60 227V226H59ZM94 227H95V225H94ZM201 227V226H200ZM215 227H214V229H215ZM258 227V226H257ZM256 227V229H258ZM260 227V226H259ZM20 228V226L18 227V226H15V230H18ZM41 228V227H40ZM47 228V227H46ZM53 228V226L51 227V229ZM57 228V227H56ZM102 228V227H101ZM127 228V227H126ZM178 228V227H177ZM194 228H195V225H194ZM202 228V227H201ZM236 228V227H235ZM240 228V227H239ZM242 228V227H241ZM251 228H252V226H251ZM0 229H1V227H0ZM6 229V228H5ZM5 229H3V232H5L4 230ZM13 229H14V227H13ZM45 229V228H44ZM54 229H55V226H54ZM70 231H72V232H74V231H77V230H81L82 232H80V233H78L79 231H77V234H76V232H74L73 233V235L72 236H69L68 235V237H66L67 236V233L69 234V230ZM83 229V230H82ZM103 229H105V228H103ZM111 229V228H110ZM113 229H115L116 230V228H113ZM133 229V230H134ZM182 229V228H181ZM185 229L187 230L188 228H186L185 227ZM211 229V228H210ZM234 229V228H233ZM247 229V228H246ZM260 229H261V227H260ZM259 229V230H260ZM11 230H12V228H11ZM47 230H48V228H47ZM59 230H57L56 231V233H58V231ZM132 230V229H131ZM245 230V229H244ZM251 230V229H250ZM262 230V229H261ZM7 232H8V230H6ZM10 231V230H9ZM14 231V230H13ZM20 231V232H21ZM68 231V232H67ZM85 231V230H84ZM108 231V230H107ZM176 231V230H175ZM188 231V230H187ZM187 231H185V232H187ZM191 231V230H190ZM201 231V230H200ZM199 231V232H200ZM210 231V230H209ZM219 231V230H218ZM252 231H254L253 229H252ZM256 231V230H255ZM1 232V231H0ZM7 232H6V235H7ZM11 232V231H10ZM17 232H19V231H16V234H17ZM20 232H19V234H20ZM21 232V233H22ZM53 232V231H52ZM67 232V233H66ZM97 232V231H96ZM127 232V233H126ZM177 232V231H176ZM179 232V231H178ZM192 232H194V231H192ZM213 232H215V231H213ZM224 232V231H223ZM258 232V231H257ZM12 233V232H11ZM10 233V234H11ZM44 232H42V233H40V234H43ZM49 233V232H48ZM47 233V234H48ZM55 233V234H56ZM110 233V232H109ZM190 233L191 232H189L188 234L190 235ZM217 233V232H216ZM221 233V232H220ZM248 233H250V231L248 232ZM260 233V231L257 233V235H258V237H260L259 234ZM9 234V233H8ZM9 234V235H10ZM12 234H14V233H12ZM15 234V236H17ZM23 234V233H22ZM59 234V233H58ZM74 234H76V235H79V237H77V236H75ZM82 234V235H81ZM133 236H132V235ZM185 234V233H184ZM187 234V235H188ZM192 234V233H191ZM194 234V233H193ZM198 234V233H197ZM253 234V233H252ZM255 234V233H254ZM264 234V233H263ZM2 235V234H1ZM21 235V234H20ZM19 235V236H20ZM23 235V236H24ZM34 236H37L36 234H33ZM71 235V234H70ZM97 235L99 236L98 238H97ZM110 235V237H108ZM179 235V234H178ZM212 235V234H211ZM245 235V234H244ZM13 236V235H12ZM14 236V237H15ZM22 236V235H21ZM20 236V237H21ZM25 236H27V235H25ZM80 236H82V237H80ZM87 236H89V235H87ZM91 236H92V238H91ZM182 236H183V234H182ZM11 237V236H10ZM10 237H9V239H10ZM18 237V236H17ZM17 237H15V238H17ZM19 237V238H20ZM29 237V236H28ZM41 237V236H40ZM143 237V236H142ZM178 237V236H177ZM188 237V236H187ZM225 237V236H224ZM228 237V236H227ZM257 237V236H256ZM255 237V238H256ZM6 239H7V237H5ZM5 238H3V239H5ZM13 238V237H12ZM15 238H14V240H15ZM18 238V239H19ZM30 238H32V237H30ZM38 238V237H37ZM62 238V237H61ZM162 238V237H161ZM176 237H174V239H175ZM181 238V237H180ZM190 238H191V235H190ZM189 238V239H190ZM221 238V237H220ZM24 239V238H23ZM63 239V238H62ZM172 239H173V236H172ZM171 239V240H172ZM184 239V238H183ZM17 240V239H16ZM20 240H22V239H20ZM31 240H33V239H31ZM61 240V239H60ZM160 240V239H159ZM176 240H177V238H176ZM175 240V241H176ZM187 240V239H186ZM193 240V239H192ZM215 240V239H214ZM218 240V239H217ZM229 240V239H228ZM231 240H232V238H231ZM264 240V239H263ZM2 241V243H4V241L3 240H1ZM0 241V242H1ZM18 241V240H17ZM16 241V242H17ZM22 241H24V240H22ZM28 241V240H27ZM183 241V240H182ZM226 241H227V239H226ZM253 241V240H252ZM13 243H14V241H12ZM16 242L14 243V245L16 244ZM25 242V241H24ZM186 242V241H185ZM229 242H230V240H229ZM232 242V241H231ZM235 242V241H234ZM248 242H249V240H248ZM247 242V243H248ZM256 242V241H255ZM17 243H19V241L17 242ZM28 243V242H27ZM26 243V244H27ZM30 241H29V244H27V245H30ZM44 243V242H43ZM174 243V242H173ZM173 243H171V244H173ZM253 243H254V241H253ZM261 243V242H260ZM264 243V242H263ZM10 244H11V242H10ZM19 244H22V242L21 243H19ZM25 243H24V245H26ZM185 244V243H184ZM183 244V245H184ZM216 244V243H215ZM241 244V243H240ZM5 245H6V243H5ZM7 245H9L8 244V242H7ZM5 246V253H6V250H7V248L9 247V246ZM24 245H21V246H24ZM36 245H37V243H36ZM36 245H34V247L36 246ZM187 245V244H186ZM190 245V244H189ZM222 245V244H221ZM225 245V244H224ZM242 245V244H241ZM247 245H249V244H247ZM253 245V244H252ZM258 245H260V244H258ZM257 244H256V246H258ZM17 246H18V244H17ZM38 246H39V244H38ZM165 246H166V244H165ZM181 246V245H180ZM188 246V245H187ZM205 246V245H204ZM227 246V245H226ZM244 246V245H243ZM254 246V245H253ZM261 246V245H260ZM259 246V247H260ZM262 246H264L263 244H262ZM1 247H3V245H1ZM25 247V246H24ZM32 246L30 245V247L29 248H31ZM33 247V248H34ZM183 247V246H182ZM219 247V246H218ZM221 247V246H220ZM17 248V247H16ZM160 248V247H159ZM159 248H157V250L159 249ZM164 248V247H163ZM188 248H192L191 250H193V249H195V248H193L192 246L191 247H188ZM216 248H217V245H216ZM230 248V247H229ZM231 248H232V246H231ZM230 248V249H231ZM234 248V247H233ZM2 249V248H1ZM4 249V248H3ZM11 249V248H10ZM36 248H34V250H35ZM184 249V248H183ZM186 249H187V247H186ZM209 249V248H208ZM213 249V248H212ZM218 249V248H217ZM255 249V248H254ZM12 250V249H11ZM32 249H30V252H35L34 250H32ZM157 250H155V251H157ZM160 250H163L162 248H160ZM190 249H189V251H191ZM197 250V249H196ZM213 250H215V248L213 249ZM212 250V251H213ZM219 250V249H218ZM228 250V249H227ZM2 251V250H1ZM37 251V250H36ZM187 251V250H186ZM189 251H188V253H189ZM199 251V250H198ZM158 253H160L159 251H157ZM168 252V251H167ZM183 252V251H182ZM192 252V251H191ZM195 252V251H194ZM204 252V251H203ZM229 252V251H228ZM249 252V251H248ZM0 253H3V252H0ZM5 253H3V254H5ZM36 253V252H35ZM38 253L40 254V252L38 251ZM184 253V252H183ZM187 253V252H186ZM188 253L186 254L187 256H189L188 255ZM196 253V252H195ZM220 253V252H219ZM155 254V253H154ZM161 254V253H160ZM165 254V253H164ZM197 254L199 255V253L197 252ZM204 254H206V253H204ZM217 254H218V252H217ZM216 254V255H217ZM232 254V253H231ZM153 255V254H152ZM156 255V254H155ZM155 255L154 256H152V257H155ZM171 255V254H170ZM181 255H182V253H181ZM186 255H182L183 257L185 256L186 257ZM191 255V254H190ZM207 255H208V253H207ZM206 255V256H207ZM234 255V254H233ZM244 255V254H243ZM246 255V254H245ZM4 256V255H3ZM5 256H6V254H5ZM30 256V255H29ZM156 256H159V254L158 255H156ZM163 256V255H162ZM177 256V255H176ZM178 256H179V253H178ZM182 256H180V258H179V260H178V262L180 261L181 263H182V261L180 260L181 259V257ZM192 256V255H191ZM220 256H221V254H220ZM230 256V255H229ZM249 257H250V259L252 258V256L255 258L254 259V261H256L257 259H262L261 260V262H259V264H263L264 263V247H262L261 249H259V250H257V251H255V252H253L252 254L250 253L249 255H248ZM0 257H1V254H0ZM8 257H10V255H8L7 256V260H8ZM182 257V258H183ZM201 256L199 255L198 256V258H200ZM204 257H205V255H204ZM203 256H202V258H204ZM209 257H211V256H209ZM208 257V260L209 259H211V258H209ZM217 257V256H216ZM166 258V257H165ZM189 258V257H188ZM195 258H196V256H195ZM198 258H196V259H198ZM246 258H248V257H246ZM6 259V257H4V260ZM10 259V258H9ZM154 259V258H153ZM160 259V258H159ZM175 259V258H174ZM186 259V258H185ZM189 259H192L193 261L191 262V260H189L190 262V264H192L193 262H195L194 261V259L193 258H189ZM204 259H206V261H207V257H205ZM213 259V258H212ZM222 258H220L219 260H217L216 261V263L217 262H219L220 260H221ZM238 259V258H237ZM249 259V258H248ZM249 259V260H250ZM6 260V261H7ZM154 260H156V259H154ZM158 260V259H157ZM166 260H168V259H165V262H166ZM182 260H184V258L182 259ZM198 260H200V263H201V259H198ZM226 260V259H225ZM235 260V259H234ZM241 260V259H240ZM239 260V261H240ZM243 260V259H242ZM9 261V260H8ZM171 261H173V260H171ZM175 261H177V260H174V263H175ZM188 261V260H187ZM211 261V260H210ZM209 261V262H210ZM213 261V260H212ZM231 261V260H230ZM237 261V260H236ZM253 261V262H254ZM259 261V260H258ZM5 262V261H4ZM12 262V261H11ZM160 261H158V263H159ZM179 262V263H180ZM205 262V261H204ZM208 262V261H207ZM214 262V261H213ZM212 262V263H213ZM229 262V261H228ZM227 262V263H228ZM232 262V261H231ZM238 262V261H237ZM237 262L235 263V261H234V263L235 264H237ZM243 262H245V260L243 261ZM1 263H3V261L1 262ZM13 263V262H12ZM157 263V262H156ZM180 263V264H181ZM184 263V262H183ZM187 263V262H186ZM185 263V264H186ZM216 263H214V264H216ZM248 263H249V261H248ZM251 263V262H250ZM256 263H258V262H256ZM6 264V263H5ZM9 264H10V262H9ZM165 264V263H164ZM177 264V263H176ZM188 264V263H187ZM202 264H204L203 262H202ZM209 264H211V262L209 263ZM221 264H222V261H221ZM225 264V263H224ZM230 264V263H229ZM233 264V263H232ZM240 264H242V263H240ZM245 264H247V263H245Z\"/></svg>","mask_w":264,"mask_h":264}]
</instances>
